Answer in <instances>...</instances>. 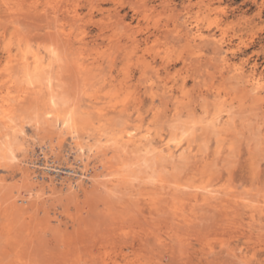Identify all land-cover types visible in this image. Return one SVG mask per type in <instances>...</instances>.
<instances>
[{
    "label": "rangeland",
    "instance_id": "obj_1",
    "mask_svg": "<svg viewBox=\"0 0 264 264\" xmlns=\"http://www.w3.org/2000/svg\"><path fill=\"white\" fill-rule=\"evenodd\" d=\"M187 17L204 40L183 35ZM214 34L224 35L221 48L209 42ZM7 45L52 62L54 90L87 120L82 138L46 114V80L34 90L18 66L15 85L2 80ZM0 62V93L11 124L18 119L16 127L0 121V264H264V0H0ZM235 65L260 75V88ZM145 133L156 145L176 134L175 157L148 153ZM78 141L85 156L91 144L98 149L87 167ZM103 160L102 188L86 178L82 189L67 188Z\"/></svg>",
    "mask_w": 264,
    "mask_h": 264
},
{
    "label": "bare ground",
    "instance_id": "obj_2",
    "mask_svg": "<svg viewBox=\"0 0 264 264\" xmlns=\"http://www.w3.org/2000/svg\"><path fill=\"white\" fill-rule=\"evenodd\" d=\"M51 3V2H50ZM186 4V3H185ZM139 5H141V4H139ZM211 5V1L209 2V4H208V6H210ZM46 6H47V4H46ZM136 6V5H135ZM139 7V6H138ZM143 8V7H142ZM148 8V7H147ZM211 8H212V6H211ZM37 10V9H36ZM203 10V9H202ZM15 11V10H14ZM22 13V12H21ZM29 13V12H28ZM52 13V12H51ZM55 13V12H54ZM53 13V14H54ZM224 13V12H223ZM39 14V13H38ZM117 15V14H116ZM183 15V14H182ZM39 16V15H38ZM40 16H41V14H40ZM43 16V15H42ZM51 16H53V15H51ZM72 16V15H71ZM28 17H29V15H28ZM32 17V16H31ZM32 18H34V15H33V17ZM71 18V17H70ZM35 19V18H34ZM20 20V19H19ZM14 21V20H13ZM173 21V20H172ZM177 22V21H176ZM174 23V22H173ZM179 22H177V24H178ZM194 22H190V19H188V17L187 18H185V20L183 21V22H181V23H179L183 28H182V32H183V35H185V37L188 39V40H192V41H194V40H196V39H202V38H204L203 37V33H202V31H201V29H200V27H199V24H198V21H196V24H193ZM178 26V25H177ZM191 26V27H190ZM126 27V26H125ZM127 28V27H126ZM176 28V27H175ZM59 29V28H58ZM167 29V28H166ZM174 29V28H173ZM59 31V30H58ZM167 31H168V29H167ZM166 31V32H167ZM175 31H177V29H175ZM17 32V31H16ZM120 32V31H119ZM170 32V31H169ZM24 33V32H23ZM28 33V32H27ZM59 33H60V31H59ZM168 33V32H167ZM171 33V32H170ZM29 34V33H28ZM35 35V34H34ZM47 35V34H46ZM57 35V34H56ZM178 35L180 36V37H182L181 35H180V31H179V33H178ZM210 35V34H209ZM23 36H25V35H23ZM45 36V35H44ZM54 36V35H53ZM212 37H210L208 40H210L209 42H214L213 44H215V45H218V47H222L223 46V44L225 43V37H224V35H222V37H220V38H217L216 36H215V34L214 35H211ZM33 37V36H32ZM56 37V36H55ZM64 37V36H63ZM184 37V38H185ZM207 37V36H206ZM43 38H45V37H43ZM68 38V37H67ZM66 38V39H67ZM132 38V37H131ZM183 38V39H184ZM52 39H53V37H52ZM57 39V38H56ZM40 40V39H39ZM54 40V39H53ZM70 40V39H69ZM132 40V39H131ZM177 40H178V38H177ZM185 40V39H184ZM183 40V41H184ZM202 40H204V39H202ZM206 40V39H205ZM63 41H64V39H63ZM53 42V41H52ZM66 42H70V41H66ZM178 41H176V43H177ZM201 42V41H200ZM59 43H61L60 41H59ZM163 43V42H162ZM48 44H50V43H48ZM65 44V43H64ZM133 44V43H132ZM194 44H195V42H194ZM193 44V45H194ZM200 44V43H199ZM51 45V44H50ZM59 45V44H58ZM57 45V46H58ZM192 45V44H191ZM208 45V44H207ZM210 45V44H209ZM46 46V45H45ZM64 46V45H63ZM62 46V47H63ZM210 46H212V45H210ZM8 47V45L6 46V48ZM10 47V46H9ZM65 47V46H64ZM67 47V46H66ZM65 47V48H66ZM202 47V46H201ZM48 48V47H47ZM60 48V47H59ZM195 48V47H194ZM200 48V47H199ZM202 48H204V47H202ZM216 48V47H215ZM214 48V49H215ZM219 48V49H220ZM8 49V48H7ZM153 49H154V47H153ZM192 49V48H191ZM60 50V49H59ZM193 50V49H192ZM69 51V50H68ZM71 51V50H70ZM208 51V50H207ZM215 51L217 52V49H215ZM8 55H7V57H6V59H5V66H4V75H3V78H2V80H4L5 81V83L6 82H9V83H15V81H16V78L17 77H20L19 76V74H17L18 73V71H17V73H14V72H16V70H19V69H17V68H21L22 69V75H21V77H22V79L25 77V79L28 81L27 83L28 84H30V85H32V87H33V89L35 90V89H37L38 87L40 88V86H38V84L40 83H42L44 80H46L47 81V84H48V86L50 87V89H51V91H50V96H49V110H48V112L46 113L48 116H50V117H53L52 119H54L55 120V122H56V125H60V129L63 131V132H65V133H69V134H71L72 135V137L73 138H82L81 136H82V133H84L85 132V130H83V123L84 122H86V121H82V119H81V117L78 115V113H77V111H76V108H72L71 106H72V104H71V106L69 105V103H68V99L69 98H66L63 94H61L60 95V93H58V92H56L55 90H54V77H53V75H52V71H51V73H50V71H49V68H51L52 67V62H46L45 61V59H44V56L42 55V52L40 51V50H38V49H34V50H31V49H25V50H21L20 51V53L19 54H16V55H13L12 54V51L10 50V49H8ZM7 52H6V54H7ZM51 52H52V54H54L55 56H57L58 55V53H59V51H58V49H56V48H54V49H52L51 48ZM60 52H61V50H60ZM213 52V51H212ZM218 52H220V51H218ZM217 52V53H218ZM18 53V52H17ZM190 53V52H189ZM51 54V53H50ZM77 54H78V52H77ZM221 54V53H220ZM222 55V54H221ZM60 56V55H59ZM71 56V55H70ZM188 56V55H187ZM223 57H225V56H222L221 57V59L223 58ZM61 58V57H60ZM59 58V59H60ZM66 58V57H65ZM58 59V58H57ZM187 59V58H186ZM189 59V58H188ZM224 60H225V62L227 63V62H229L228 61V59H227V57H225V58H223ZM195 60V59H194ZM200 60V59H199ZM196 62H198V61H196ZM207 62V61H206ZM219 62V61H218ZM1 63V62H0ZM71 63H73V62H71ZM209 63V62H208ZM231 63V62H230ZM229 63V64H230ZM220 64V63H219ZM1 65V64H0ZM69 65V64H68ZM75 65H77V64H75ZM74 65V66H75ZM192 65V64H191ZM16 66H18L17 68H16ZM146 66V65H145ZM206 66V65H205ZM61 67H62V65H61ZM71 67V66H70ZM76 67V66H75ZM190 67V66H189ZM1 68V67H0ZM14 68H16V70L13 72L12 70H14ZM53 68V67H52ZM149 68V67H148ZM196 68V67H195ZM209 68V67H208ZM3 69H1V71L3 70ZM60 69V68H59ZM219 69V68H218ZM66 70H68V69H66ZM231 70H234L235 72H236V74H238V75H240V76H242V77H245L246 79H247V81L250 83V85L253 87V89H259L260 88V86H261V77H260V75L258 76L257 74H255V73H249V74H246L245 73V71H244V67L242 66V65H235L234 67H233V69H231ZM2 72V73H3ZM205 72V71H204ZM232 72V71H231ZM255 72V71H254ZM1 73V74H2ZM65 73H67V72H65ZM74 73H75V71H74ZM15 74V75H14ZM16 74L18 75V76H16ZM76 75V74H75ZM229 75V74H228ZM44 76V77H43ZM66 76V75H65ZM156 76V75H155ZM155 76H153V77H155ZM209 77H211V76H209ZM155 78H157V77H155ZM240 78V77H239ZM17 79H19V78H17ZM21 79V78H20ZM60 79V78H59ZM73 79V78H72ZM71 79V80H72ZM215 79V78H214ZM230 79V78H229ZM242 79V78H241ZM61 80V79H60ZM64 80H65V78H64ZM0 82H1V80H0ZM161 82V81H160ZM226 82V81H225ZM8 83V84H9ZM17 83V82H16ZM224 83V82H223ZM56 84V83H55ZM59 84V83H58ZM61 84V83H60ZM161 84V83H160ZM15 85V84H14ZM162 85V84H161ZM60 86V85H59ZM158 87V86H157ZM234 87H235V85H234ZM241 88V87H240ZM19 89V88H18ZM252 89V88H251ZM33 90V91H34ZM15 91H16V89H15ZM25 91V90H24ZM37 91V90H36ZM64 91V90H63ZM67 91V90H66ZM253 91V90H252ZM242 92V91H241ZM251 92V91H250ZM8 93V92H7ZM37 93V92H36ZM236 93V92H235ZM69 94V93H68ZM35 95V94H34ZM159 95V94H158ZM24 96V95H23ZM27 96V95H26ZM36 97V96H35ZM68 97H70V95L68 96ZM232 97V96H231ZM169 98V97H168ZM29 99V98H28ZM72 99V98H71ZM77 99V98H76ZM240 99V98H239ZM70 100V99H69ZM253 100V99H252ZM23 101V100H22ZM191 103V102H190ZM202 103H203V100H202ZM187 104V103H186ZM21 105V104H20ZM74 105V104H73ZM75 106V105H74ZM203 106V105H202ZM255 106V105H254ZM25 107V106H24ZM167 107V106H166ZM189 107V106H188ZM257 107V106H256ZM26 108V107H25ZM204 108V107H203ZM246 108V107H245ZM191 109V108H190ZM217 109V108H216ZM255 109V108H254ZM189 110V109H188ZM245 110V109H244ZM243 110V111H244ZM259 110V109H258ZM246 111V110H245ZM21 112V111H20ZM249 112V111H248ZM13 111H12V107H11V105L8 103V101H7V98H6V95H5V93H4V95H3V92L2 93H0V121H2L3 123H8V121H9V123H10V126L13 124V126L17 123V121H18V119H17V121H14L15 119H13V121L14 122H16V123H13L12 122V124H11V122H10V120L12 119V118H14L13 116ZM237 114V113H236ZM45 115V114H44ZM47 115H46V117H47ZM231 116V115H230ZM190 117H191V115H190ZM32 119H34V118H32ZM31 119V120H32ZM51 119V120H52ZM200 119V118H199ZM20 120H22V119H20ZM42 118L40 117V118H37L36 120H35V128H37V129H41V126H42ZM178 120V119H177ZM12 121V120H11ZM215 122V121H214ZM6 123H5V125H6ZM8 123V124H9ZM186 123V122H185ZM200 123V122H199ZM127 124H129V123H127ZM4 125V124H3ZM55 125V123H53V124H51V127H53V126H56ZM193 125V124H192ZM85 126V125H84ZM122 126V125H121ZM15 127H16V125H15ZM17 127H18V125H17ZM57 127V126H56ZM59 127V126H58ZM86 127V126H85ZM235 127V126H234ZM176 128V127H175ZM188 128V130H190L189 129V127H187ZM6 129H8V127L6 128ZM53 129V128H52ZM184 129V128H183ZM220 129V128H219ZM15 130H18L19 132H21L20 130H19V127H18V129H16L15 128ZM106 130V129H105ZM150 130V129H149ZM188 130L186 129H184L183 131H182V133L180 134L181 136L180 137H184V136H186L187 134H188ZM234 130V129H233ZM84 131V132H83ZM148 131V130H147ZM225 131V130H224ZM16 132V131H15ZM57 132V131H56ZM55 132V133H56ZM149 132V131H148ZM176 132V131H175ZM190 132V131H189ZM216 132V131H215ZM53 133H54V131H53ZM86 133V132H85ZM89 133V132H88ZM151 133V132H150ZM7 134V133H6ZM9 134V133H8ZM58 134H59V132H58ZM55 135V134H54ZM60 135V134H59ZM84 135V134H83ZM145 135V140L148 142V147H149V149L147 150V152L148 153H151V155H153V153H155L156 151H158L159 153L158 154H163V155H165V154H167V156L169 155V156H171V157H175V155H176V150L174 149V148H176V149H179L180 147V143L182 142L181 140H179V138L178 137H176V134H175V136H173V137H171V138H169V140H167L166 142H164V143H162V144H160V145H156V143L153 141V139L152 138H150L149 137V134L147 133H145L144 134ZM171 135H172V133H171ZM4 137V136H3ZM8 137V136H7ZM13 137H15V134H14V136ZM55 137H56V135H55ZM64 137V136H63ZM85 137V136H84ZM115 137H116V135H115ZM86 138V137H85ZM88 138V137H87ZM6 139V138H5ZM5 139H4V141H5ZM182 139V138H181ZM83 140V139H82ZM108 140V139H107ZM175 140H177L178 142L176 143V144H173L172 145V142H174ZM184 140V139H183ZM219 140V139H218ZM3 141V142H4ZM122 141H123V139H122ZM129 141H130V139H129ZM6 142V141H5ZM7 142H9V141H7ZM75 142V141H74ZM112 142V141H111ZM115 142V141H114ZM56 143V142H55ZM91 143V142H90ZM89 143V144H90ZM99 143V142H98ZM126 143V142H125ZM125 143H123V144H125ZM234 143V142H233ZM11 145H12V142L10 143ZM10 144H9V146H10ZM77 144H78V151L81 153V155H79V160L80 161H82V162H84L83 163V166H89V162H88V160L90 159L89 157H91L92 155H97L98 156V149H95L94 148V144H91L89 147V152H91V153H88L87 154V156H85V151H84V145H83V143L81 142V141H78L77 142ZM2 145H4L3 143H2ZM104 145V144H103ZM114 145V144H113ZM112 145V146H113ZM0 147H1V145H0ZM52 147V146H51ZM105 147V146H104ZM3 148H4V146H3ZM5 149V148H4ZM13 147L11 148V146L8 148V152H10L11 151V153H13ZM99 149H102V148H99ZM105 149V148H104ZM119 149V148H118ZM2 150V149H1ZM122 150V149H121ZM53 151V150H52ZM122 151H124V150H122ZM182 153V152H181ZM184 154V153H183ZM12 155V154H11ZM90 155V156H89ZM143 155H144V153H143ZM150 155V156H151ZM9 156V155H8ZM179 156H180V153H179ZM3 157H4V155H3ZM11 158H13V159H16L17 157L15 156V154L13 153V155L11 156ZM92 158V157H91ZM100 158V157H99ZM145 158V157H144ZM180 158V157H179ZM182 158V157H181ZM180 158V159H181ZM1 160V159H0ZM5 160V159H4ZM100 161H102V159L100 160ZM178 161V160H177ZM8 162H9V160H8ZM179 162V161H178ZM46 163V162H45ZM101 163V162H100ZM206 163V162H205ZM124 164V163H123ZM82 166V167H83ZM127 166V165H126ZM204 166V165H203ZM46 167V166H45ZM80 167V166H79ZM107 166H106V163H104V160H103V163H101V164H99V165H94L93 166V168L91 169L92 171H90V172H86L85 171V169H84V171L82 172L81 170H80V172H82V175L81 176H79V177H81V178H77L76 179V181H73V183L71 182V183H69V186L67 187L69 190H73V189H82V187H83V183H82V181H84V179L86 178L88 181H90L93 185H95L96 187H98L99 185L101 186L102 184V186H104V184H106L107 182H104L103 181V176H104V173H103V171H101V168H106ZM53 168V167H52ZM109 168V167H108ZM161 168V167H160ZM46 170L48 169L49 171L51 170L49 167H46L45 168ZM78 169V168H77ZM107 169V168H106ZM87 170V169H86ZM54 171H56V172H60V173H62V174H64L65 175V173L68 175H72V173H68V171L67 172H65L64 173V171H61V170H58V169H54ZM88 171H89V169H88ZM76 172H78V171H76ZM76 172H74V173H76ZM23 173L24 174H26L25 173V171L23 170ZM111 173V172H110ZM117 173V172H116ZM143 173V172H142ZM109 174V173H108ZM115 174V173H114ZM111 175H112V173H111ZM123 175V174H122ZM126 176H127V173L125 174ZM137 175V174H136ZM139 175V174H138ZM137 175V176H138ZM144 175V174H143ZM26 176V175H25ZM124 176V175H123ZM128 176H130L129 174H128ZM125 177V176H124ZM123 177V178H124ZM136 177V176H135ZM164 177V176H163ZM170 177V176H169ZM168 177V178H169ZM26 178V177H25ZM63 178V177H62ZM129 178V177H128ZM141 178V177H140ZM158 178V177H157ZM114 179V178H113ZM150 179V178H149ZM106 180V179H105ZM108 180H110V178H108ZM120 180V179H119ZM134 180V179H133ZM163 182V181H162ZM26 183V182H25ZM24 183V184H25ZM150 183V182H149ZM121 184V183H120ZM170 184V183H169ZM172 184V183H171ZM170 184V185H171ZM91 185V184H90ZM119 185V184H118ZM131 185V184H130ZM176 185V184H175ZM99 186V187H100ZM102 186H101V188H102ZM184 186V185H183ZM49 187V186H48ZM184 188H186V187H184ZM36 189H39L38 188V186H37V184H31L30 186H29V188L27 187V190H28V194H29V196H32L33 195V191L34 190H36ZM42 189V188H41ZM91 189V188H90ZM206 192H204V193H209V194H213V192H214V190L213 189H209L207 186H205L204 188H203ZM25 190H26V188H25ZM176 190H178V189H176ZM202 190V189H201ZM96 191V190H95ZM237 191V190H236ZM97 192V191H96ZM181 192V191H180ZM185 193V192H184ZM190 193V192H189ZM193 193V192H192ZM257 193V192H256ZM197 194L198 193H196L195 194V196H197ZM211 194V195H212ZM98 195V194H97ZM96 195V196H97ZM156 195V194H155ZM185 195V194H184ZM233 195V194H232ZM250 195V194H249ZM65 196V195H64ZM103 196V195H102ZM187 196V195H186ZM206 196V195H205ZM215 196V195H214ZM25 197V196H24ZM63 197V196H62ZM67 197V196H66ZM222 197V196H221ZM220 197V198H221ZM31 198V197H30ZM99 198V197H98ZM98 198H97V200H98ZM108 198V197H107ZM176 198V197H175ZM213 198V196H211V199ZM159 199H162V198H159ZM177 199V198H176ZM204 199H205V197H204ZM208 199V198H207ZM250 199V198H249ZM253 199V198H252ZM22 201H23V199H21ZM64 200V199H63ZM101 200V199H100ZM106 200V199H105ZM234 200V199H233ZM16 201H18V200H16ZM37 201V200H36ZM157 201V200H156ZM178 201H179V199H178ZM205 201H207V200H205ZM204 201V202H205ZM12 202V201H11ZM15 202V201H14ZM14 202H12V203H14ZM19 202V201H18ZM100 202V201H99ZM111 202V201H110ZM173 200H172V203H171V201H170V203L173 205ZM179 202H181L180 204L182 205V201H179ZM178 202V203H179ZM250 202V201H249ZM32 203L33 204H35V201H32ZM161 203H162V200H161ZM247 203V202H246ZM17 204L18 203H16V204H14V205H12V210L13 211H17V213L18 214H21L22 213V211H21V209L20 208H18L17 207ZM21 204V203H20ZM20 204H18V205H20ZM32 205V204H31ZM37 205V204H36ZM108 205V204H107ZM111 205V204H110ZM170 205V204H169ZM209 205V204H208ZM258 205V207H260L259 206V204H257ZM77 206V205H76ZM177 206V205H176ZM198 206V205H197ZM204 206V205H203ZM20 207H22V206H20ZM165 207V206H164ZM175 206L173 205V207L170 209L171 211H172V209L174 208ZM177 207H179V206H177ZM257 207V208H258ZM156 208V207H155ZM157 209V208H156ZM159 209H160V207H159ZM169 209H168V206H167V210L169 211ZM174 209H176V208H174ZM178 209V208H177ZM177 209H176V211H175V213L176 212H178L177 211ZM203 209H205V208H203ZM260 209V211H262L261 210V208H259ZM259 209L257 210V211H259ZM140 210V209H139ZM44 211V210H43ZM127 211V210H126ZM170 211V212H171ZM182 211V210H181ZM259 211V212H260ZM12 212V211H11ZM115 212V211H114ZM173 212H174V210H173ZM172 212V213H173ZM214 212V211H213ZM109 213V212H108ZM182 213V212H181ZM193 213V212H192ZM197 213V212H196ZM261 213V212H260ZM194 214V213H193ZM259 214V213H258ZM262 214H264V213H262ZM261 214V215H262ZM113 215V214H112ZM124 215V214H123ZM181 215V214H180ZM185 215V214H184ZM151 216V215H150ZM226 216V215H225ZM258 216H260V215H258ZM200 217V216H199ZM21 218V217H20ZM181 218V217H180ZM188 218V217H187ZM260 218V217H259ZM34 219V218H33ZM124 219V218H123ZM145 219V218H144ZM158 219V218H157ZM253 219H254V215H253ZM129 221V220H128ZM186 221V220H185ZM184 221V223H186ZM225 221V220H224ZM238 221V220H237ZM187 222H188V220H187ZM230 222V221H229ZM6 223V222H5ZM24 223V222H23ZM160 223V222H159ZM189 223V222H188ZM192 223V222H191ZM191 223L190 224H187L186 223V226L187 225H191ZM234 223V222H233ZM233 223H231V224H233ZM29 224V223H28ZM180 224V223H179ZM179 224H177V226L179 225ZM220 223H218V226H219V229H223V226L222 227H220V225H219ZM236 224V223H235ZM222 225H224L225 226V224H222ZM175 227V229H176V225H174ZM180 226H183L182 224H180ZM179 226V227H180ZM217 226V225H216ZM239 226V225H238ZM160 227V226H159ZM231 227V226H230ZM9 228V227H8ZM170 228V227H169ZM181 228V227H180ZM189 228V227H188ZM233 228V227H232ZM46 229H47V227H46ZM225 229V228H224ZM14 230V229H13ZM158 230V229H157ZM180 230V229H179ZM217 230V229H216ZM15 231V230H14ZM147 231V230H146ZM175 231V230H174ZM181 231V230H180ZM107 232H108V229H107ZM121 232V231H120ZM177 232V231H176ZM124 233V232H123ZM14 234V233H13ZM125 235H126V233H124ZM128 234V233H127ZM146 234H147V232H146ZM156 234V233H155ZM153 235V237H155V239H157V241H159V237H156L157 236V234L156 235ZM178 234V233H177ZM176 234V235H177ZM189 234V233H188ZM182 235V234H181ZM148 236V235H147ZM146 236V237H147ZM23 237V236H22ZM31 238V237H30ZM138 238H140V237H138ZM161 238V237H160ZM173 238H175V237H173ZM186 238V237H185ZM150 239V238H149ZM107 240V239H106ZM148 239H146V241H147ZM162 240V239H161ZM180 240V239H179ZM179 240H178V242H179ZM91 241V240H90ZM145 241V242H146ZM150 241H152V240H150ZM82 242V241H81ZM107 242H108V240H107ZM123 242V241H122ZM144 242V243H145ZM160 242H162V241H160ZM27 243V242H26ZM134 243V242H133ZM157 244L159 243V242H156ZM165 243V242H164ZM90 244V243H89ZM123 244V243H122ZM150 244H152V243H150ZM154 244V243H153ZM152 244V245H153ZM21 245V244H20ZM151 245V246H152ZM159 245V244H158ZM186 245V244H185ZM132 246V245H131ZM136 246V245H135ZM134 246V247H135ZM145 246H147V245H145ZM149 246V245H148ZM150 246V247H151ZM159 246H161V245H159ZM158 246V247H159ZM166 246H167V244H166ZM158 247H156V248H158ZM178 248L180 247V246H177ZM162 249H163V246L161 247ZM165 248V247H164ZM180 248H182V247H180ZM31 249V248H30ZM134 249V248H133ZM145 249V248H144ZM159 249V248H158ZM175 249H177V248H175ZM174 249V250H175ZM131 250V249H130ZM147 250V249H146ZM150 250H153V249H150ZM149 250V252H151ZM164 250V249H163ZM171 250H173V249H171ZM179 250H181V249H179ZM155 251V250H154ZM159 251V250H158ZM165 251V250H164ZM176 251V250H175ZM178 251V250H177ZM183 251V250H182ZM187 251V250H186ZM226 251V250H225ZM56 252V251H55ZM162 252V251H161ZM173 252V251H172ZM184 252V251H183ZM208 252V251H207ZM230 252V251H229ZM6 253H7V251H6ZM28 253H29V251H28ZM32 253V252H31ZM180 252H178V254H179ZM182 253V252H181ZM180 253V254H181ZM231 253V252H230ZM56 254V253H55ZM121 254V253H120ZM158 254H160V252H158ZM175 254V253H174ZM122 255V254H121ZM124 255H125V253H124ZM154 255V254H153ZM182 255V254H181ZM180 255V256H181ZM90 256V255H89ZM122 257V256H121ZM133 257V256H132ZM152 257V256H151ZM166 257V256H165ZM219 257V256H218ZM7 258H9V257H7ZM130 258V257H129ZM172 258H176V257H172ZM182 259H183V256L181 257ZM180 258V259H181ZM185 258H187V256L185 257ZM190 258V257H189ZM217 258V257H216ZM221 258V257H220ZM228 258V257H227ZM239 258V257H238ZM103 259H104V257H103ZM151 260H152V258H150ZM219 259V258H218ZM218 259H216V261H218ZM186 260V259H185ZM184 260V261H185ZM187 260H189V259H187ZM200 260V259H199ZM222 260V259H221ZM220 260V261H221ZM48 261V260H47ZM156 261V260H155ZM170 261V260H169ZM168 261V262H169ZM181 261V260H180ZM76 262V261H75ZM157 262V261H156ZM171 262V261H170ZM173 262V261H172ZM211 262V261H210ZM213 262V261H212ZM226 262V261H225ZM244 262V261H243ZM248 262V261H247ZM60 263V262H59ZM93 263V262H92ZM97 263V262H96ZM100 263V262H99ZM103 263V262H102ZM126 263V262H125ZM132 263V262H131ZM209 263V262H208ZM220 264L222 263V262H219ZM182 264V263H181ZM215 264H217V262L215 263ZM229 264H231V263H229Z\"/></svg>",
    "mask_w": 264,
    "mask_h": 264
}]
</instances>
